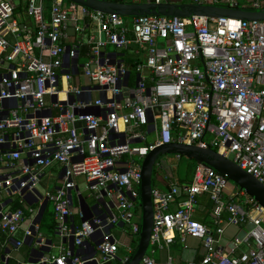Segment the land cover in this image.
Instances as JSON below:
<instances>
[{
    "label": "built area",
    "instance_id": "2783aa9c",
    "mask_svg": "<svg viewBox=\"0 0 264 264\" xmlns=\"http://www.w3.org/2000/svg\"><path fill=\"white\" fill-rule=\"evenodd\" d=\"M18 1L0 0V193L5 196L0 200V231L14 238L29 222L25 240L16 242L18 248L26 241L44 245L38 219L50 203L59 239L74 237L75 246L85 247L99 233L100 259H85L64 248L41 263L128 264L135 251L130 248L119 258V245L109 229L124 224L139 236L142 164L160 146L213 149L232 157L264 184V22L203 17L128 20L65 0H25L26 13L37 24L32 34L14 15ZM46 2L49 20L44 15ZM263 7L264 0H253L252 8ZM125 53L138 62L135 77ZM88 109L97 114L86 113ZM54 165L64 168L63 185L38 193ZM76 178L85 179L98 207L104 204L108 212L82 221L78 229L69 221ZM229 185L227 177L198 165L190 183L171 185L167 191L155 187L148 252L169 248L178 237L187 248L192 238L201 242L204 254L187 264H264V207L240 189L229 192ZM202 195L212 203L213 228L195 217ZM14 197L20 206L6 209ZM250 223L254 228L242 241H253L254 248L238 256L235 243L229 252L223 248L227 225ZM152 254L140 264H156ZM166 264L179 263L169 256Z\"/></svg>",
    "mask_w": 264,
    "mask_h": 264
},
{
    "label": "crops",
    "instance_id": "0c3cea01",
    "mask_svg": "<svg viewBox=\"0 0 264 264\" xmlns=\"http://www.w3.org/2000/svg\"><path fill=\"white\" fill-rule=\"evenodd\" d=\"M25 2V0L18 1L17 5H19L21 2ZM217 2L214 3V5H222V6H228L231 3H237V5L241 8H252V2L253 0H216ZM173 2H176L174 4H183L186 3L185 0H174ZM172 1L170 3H173ZM182 2V3H181ZM194 3V0H193ZM26 9H27V3ZM50 3H45V18L47 20L50 19V12H49ZM264 9V7L262 8ZM27 10L24 11L23 14H19L18 21L20 22L21 26L25 29L26 32H31L32 34L36 32L37 30V24L35 23L34 19L29 17L27 15ZM71 35L74 34L73 30L70 31ZM23 36L25 33L22 34ZM8 39L13 42L15 39L11 35H7ZM110 53H115V49L112 50L109 49ZM116 54V53H115ZM120 58H122V55H119ZM63 167L59 165H54L52 168H50L41 184L38 186V191L41 194H46L47 192H53L57 188L61 187L63 185ZM162 175L158 178L157 177V184L155 185L156 188L167 191L169 190L171 185L177 184V185H184L188 184L192 181L193 174L191 178L187 181H183L180 177L176 178L172 172V170L166 166H162L161 169ZM78 179V178H77ZM75 179V183L77 186V190H73V198H74V204H73V216L69 220L72 227L78 229L82 224V217H81V208H80V199L77 197V191L81 192L83 198L87 201L90 209L92 210V215H98L104 216L107 212V209L105 208L104 204L101 208L98 207L99 204L97 203V200L91 195V192L88 190V186L86 185L85 179L82 181H79ZM81 179V178H80ZM229 192H238L239 189L235 187L234 185L228 186ZM86 192L89 194L86 196ZM5 199V196L0 193V200ZM181 198L179 197V200ZM18 203V198L8 200L5 204L6 209H16L15 205ZM209 204H212L208 195H202L198 197L197 205H196V212L195 217L199 222H202L210 227L212 226V219H211V209L208 210ZM20 206V205H19ZM51 204L46 203L41 212V218H40V226L41 224L45 225L42 227L41 233H46L43 237L46 241H53L52 244L48 245L47 242L44 243V245L49 249V252L46 253V257L52 256V255H59L62 249H70L71 245L70 242H62L57 233L55 236L53 235L52 227H50V224H52L54 221V210L53 207L51 209ZM175 207V205H174ZM173 207V208H174ZM18 208V207H17ZM108 213V212H107ZM139 211H137V220L140 223ZM29 222H25L17 235L14 238L9 237L8 235L1 233L0 234V264H30V260L37 259L38 257V248L39 246H36L35 244L33 246H28L26 243L22 247H17L16 242L17 241H24V230L28 227ZM248 226V225H247ZM247 226L245 227H235L231 225H227L225 227V231L222 235L221 245L223 248H225L228 252L229 249L234 248L235 243V255L238 256L244 252H248L251 248H254V242H245L242 241L244 234L248 231ZM114 229H118L116 232H114ZM48 231V234H47ZM109 234L114 237V239L117 241L119 245V251L118 256L119 258L126 257L129 254V249L134 248V240L137 236H134L129 229L127 225L119 224L114 227H111L109 229ZM246 235V234H245ZM55 237V238H54ZM102 237V235L100 236ZM55 240V241H54ZM90 245L89 246H82L78 247L76 246L75 253L77 255H80L81 257L85 259H91L93 257H96L98 255L97 249L98 246L96 245L99 242V238H90L87 240ZM139 242V241H138ZM187 248L184 247V244L181 242V240H176L175 244H173L169 248H163V249H157L154 254L151 252H148V254H152L153 258L156 260V264H166L168 257L171 256L174 258V260L179 264H187L190 262H196L201 260L203 254H204V248L200 241L188 238ZM138 246V244H137ZM95 247V250H94ZM98 260L100 259L99 255L97 256ZM51 264V263H50ZM89 264H98L97 261H91ZM113 264V263H111ZM119 264V263H118Z\"/></svg>",
    "mask_w": 264,
    "mask_h": 264
},
{
    "label": "water",
    "instance_id": "95a60500",
    "mask_svg": "<svg viewBox=\"0 0 264 264\" xmlns=\"http://www.w3.org/2000/svg\"><path fill=\"white\" fill-rule=\"evenodd\" d=\"M68 3H73L86 7L94 12H101L109 15H119L127 18L135 17H178L191 18L203 17L214 19H236L248 22H264V9L256 10L254 8L246 9L238 5L222 6V5H207L197 3H116L109 0H65ZM88 114H97L96 109L86 110ZM175 154L179 157H186L195 161L198 165H205L215 172L225 176L229 181L237 185V187L245 192L249 197L259 202L264 207V184L259 180L244 171L231 159L221 155L213 149H202L196 146H188L184 144L172 143L157 147L151 151L143 160L142 164V184L140 188V202L142 210L141 232L139 234L138 246L128 264H140L142 259L148 254L150 248V240L154 228V189L156 175V166L158 160L163 155ZM40 193L39 191H37ZM81 213L83 214L82 221L91 218L92 210L83 196L79 197ZM70 200L74 204L73 192L70 193ZM41 216V215H40ZM40 218L38 221L40 222ZM254 228L252 223L248 224L247 230ZM247 231V232H248ZM247 232L245 234H247ZM244 234V236H245ZM98 234L92 238H98ZM48 245L53 241H46ZM71 250L76 251L75 238L69 239ZM28 246H33V242L26 241ZM38 243H41L39 241ZM101 240L96 244L99 246ZM85 246L90 243L86 241ZM233 248V246H232ZM95 250V247H94ZM37 259L30 260V264H47L41 263V259L46 256L49 249L45 246H39Z\"/></svg>",
    "mask_w": 264,
    "mask_h": 264
},
{
    "label": "rangeland",
    "instance_id": "374dc122",
    "mask_svg": "<svg viewBox=\"0 0 264 264\" xmlns=\"http://www.w3.org/2000/svg\"><path fill=\"white\" fill-rule=\"evenodd\" d=\"M185 1H186V3H193V0H185ZM46 4H48V2H46ZM246 9H251V8L247 7ZM23 10H24V7H23ZM126 19L130 20V18H127V17H126ZM111 49L114 50V48H111ZM83 61H84V59H82V62ZM230 159L232 160L233 158L231 157ZM163 165L168 167V168H170L172 170L174 176L176 178L180 177L183 181L189 180L191 178L192 174L194 173L195 169L198 166V164L195 161H192V160H190V159H188L186 157H181L180 158V157H178L175 154L163 155L158 160V163H157V166H156V175H157L158 178L162 175L161 169H162ZM78 179H79V181L83 180L82 178L81 179L78 178ZM154 184L155 185L157 184V179L155 180ZM230 185H234L235 187H237V185L234 184L231 181H230ZM88 194L89 193L86 192L85 195L87 196ZM14 199H16V197H14ZM239 200H242V198H239ZM51 209H52V207H51ZM138 218H140V221L142 222V210L139 211ZM117 230L118 229H114V232H116ZM47 234H48V231H47Z\"/></svg>",
    "mask_w": 264,
    "mask_h": 264
},
{
    "label": "trees",
    "instance_id": "16d2710c",
    "mask_svg": "<svg viewBox=\"0 0 264 264\" xmlns=\"http://www.w3.org/2000/svg\"><path fill=\"white\" fill-rule=\"evenodd\" d=\"M109 1L116 2V3H131L132 2V1H127V0H109ZM173 3H176V2H173ZM23 7H24V10H23ZM26 10H27L26 9V4H25V2L22 1L14 9V15H15V17L17 18V16L19 14H23L24 11H26ZM86 50H87L86 48L83 49V51H86ZM125 63L127 64L128 68L130 69V72H131L132 77H135V75H136L135 69H136V65L138 64V62L133 57V54L125 53ZM15 207L17 208V207H19V205L16 203ZM211 208H212V204H209L208 210H210ZM140 210H141V202L139 201L138 202V205H137V211H140ZM53 221L54 222L52 224H50V227H52V230L51 231H53V233H52L53 235H51V236H55L56 235V222H55V219ZM140 223H141V221H140ZM44 226H46V224L45 225L44 224L43 225L41 224V231H42V227H44ZM1 233L2 232L0 231V234ZM42 234L44 236L46 233H43L42 232ZM138 241H139V236H137V238L133 242V244H134L133 246H134L135 249L137 248ZM109 264H111V263H109Z\"/></svg>",
    "mask_w": 264,
    "mask_h": 264
}]
</instances>
